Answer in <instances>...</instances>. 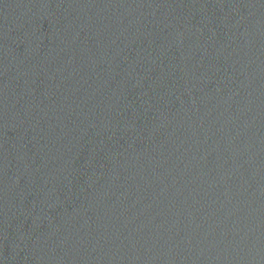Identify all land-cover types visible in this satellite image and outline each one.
<instances>
[{
    "label": "water",
    "instance_id": "water-1",
    "mask_svg": "<svg viewBox=\"0 0 264 264\" xmlns=\"http://www.w3.org/2000/svg\"><path fill=\"white\" fill-rule=\"evenodd\" d=\"M0 264H264V0H0Z\"/></svg>",
    "mask_w": 264,
    "mask_h": 264
}]
</instances>
